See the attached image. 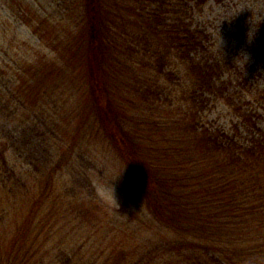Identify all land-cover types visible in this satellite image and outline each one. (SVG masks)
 <instances>
[{
	"label": "trees",
	"instance_id": "trees-1",
	"mask_svg": "<svg viewBox=\"0 0 264 264\" xmlns=\"http://www.w3.org/2000/svg\"><path fill=\"white\" fill-rule=\"evenodd\" d=\"M79 3L82 22L46 58L22 26L0 24L17 48L0 54V264H87L55 240L86 214L82 196L64 211L57 192L75 160L58 150L65 105L83 117L81 161L113 158L133 183L137 235L110 230L89 264H264V0ZM214 5L222 27L205 14ZM80 167L71 195L92 176Z\"/></svg>",
	"mask_w": 264,
	"mask_h": 264
},
{
	"label": "rangeland",
	"instance_id": "rangeland-1",
	"mask_svg": "<svg viewBox=\"0 0 264 264\" xmlns=\"http://www.w3.org/2000/svg\"><path fill=\"white\" fill-rule=\"evenodd\" d=\"M79 1L80 0H0V24H2L3 28L5 27L8 29H10L8 22L11 23L12 21L16 22L17 25L22 26V36L28 41L26 45L28 46L30 42L33 43V45L30 44L31 48L28 47V49H30L32 53H36L38 56L40 55L41 57L46 58L52 52L51 48L54 47L59 40H65L68 33L71 32L69 29H73L74 25L76 27L77 22L81 21L77 11V6L80 5ZM23 10L26 11L23 12ZM33 10L36 11V15ZM205 14L208 15L209 18H213L218 27H222V24L220 23L222 16L220 17V7H218V5H214L213 7L208 6L205 10ZM30 21L31 23H29ZM1 28L0 54L12 55L17 48L15 44L10 46L7 45V39L10 38L11 33L10 36L7 35L6 39L2 41L3 34L1 33ZM75 30L77 31L76 28ZM83 37L84 33L82 32L81 34L78 30L77 38L82 39ZM36 43H38V45H36ZM68 46L69 45L63 47L64 49L60 50V52L68 54V50L71 49ZM65 56L68 57V55ZM47 79H50V76ZM49 81L39 84L37 89H45L46 92L50 93L51 90H53V87L52 85L47 87L50 83ZM64 93H68L65 88H63V94ZM43 102H46V105L48 106L50 101L44 99ZM36 104L34 105L35 107L37 106ZM77 104H79V102H77ZM68 108L69 106L65 105L63 109H56V113L59 109L61 110L60 113L62 112V118L60 121L62 128L58 129L59 140L62 141L59 143V153L61 152L60 154H64L65 156L71 154L73 158L75 157L73 168H76L78 171L80 170L78 168H81L80 166H85V168L88 169V173L92 174V176L91 178L86 179L80 178L81 181H76L80 187H76L77 193H73L72 195L69 194L68 189L63 188V186L65 182L69 185L74 184L76 176L73 168L70 167L71 171L69 170V175L65 174L62 177L63 179L61 178L59 185H57V192L60 199H62L61 206L63 207V210H70V208L67 207L69 205L68 202H70V204L72 202L73 204L76 203L75 201L78 199L77 203H79V198L82 196L84 200H82L80 204L84 206L88 216L83 213L78 217L76 212L75 215L73 214L68 218H64L59 222L55 229V232L57 233L55 235V240L65 239L63 243L67 245V250H73V252L77 253L78 257L82 255L85 262L89 264L90 259L95 260L94 256H97L107 248V245L110 244L109 239L113 234H123L124 236H121L122 238H125L127 235H137V224L135 222H132V224L128 223L129 215L135 213L136 205L134 207L131 201L130 194L132 193L127 191L128 189L126 190V187L132 186L133 188L132 181H128L130 178L127 179V175H124L121 178V181L118 178V173L122 175L124 174V171L120 170L122 168L120 163H115L116 160L114 161L113 158H110L107 159L105 165L100 166L97 164L92 171L89 167H93V165L86 166V163L81 161L78 156L79 154H82L79 151V146L74 148L71 145H75L78 141L76 140L75 142L77 128L79 127L78 124H81L80 121L83 117H77L74 115L70 117V119H66L65 114ZM221 108L222 105H219L215 110L212 109L210 117H215L218 110H221ZM35 111L37 114L39 113L38 110ZM53 112L54 111L51 113ZM67 124H69V128L65 127ZM65 142L66 145L62 146ZM92 143L95 144L94 141H92ZM93 148H91L92 151L96 150L95 152L100 154L97 155L99 157L105 152L104 150L108 153L107 149H104L102 145ZM85 152L83 157L87 156ZM77 157L78 159H76ZM66 177L69 180L67 179V181H65ZM78 192L80 193L78 194ZM69 195L73 197L72 200ZM81 222H83V226L80 225ZM110 230L113 234H110ZM104 260L106 259L102 258L100 262L103 263Z\"/></svg>",
	"mask_w": 264,
	"mask_h": 264
}]
</instances>
